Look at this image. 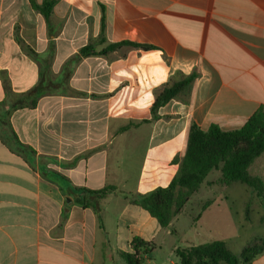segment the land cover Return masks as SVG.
Segmentation results:
<instances>
[{"label": "crops", "instance_id": "0c3cea01", "mask_svg": "<svg viewBox=\"0 0 264 264\" xmlns=\"http://www.w3.org/2000/svg\"><path fill=\"white\" fill-rule=\"evenodd\" d=\"M30 1L44 0H0V264H125L135 238L154 247L144 264H178L120 193L166 187L190 125L230 131L264 110V0H48L47 18ZM121 42L153 49L103 52ZM193 71L186 102L151 121L155 92ZM250 168L264 182V153ZM107 186L120 193L98 214L75 202Z\"/></svg>", "mask_w": 264, "mask_h": 264}, {"label": "trees", "instance_id": "16d2710c", "mask_svg": "<svg viewBox=\"0 0 264 264\" xmlns=\"http://www.w3.org/2000/svg\"><path fill=\"white\" fill-rule=\"evenodd\" d=\"M51 1L44 0L41 5L30 1L33 10L47 18L52 12ZM121 46L139 47L152 50L147 45H136L130 42L111 44L103 51ZM82 57L98 54L92 46L80 49ZM198 73L179 75L171 79L155 92L151 106V121L157 119V110L171 100L186 102ZM43 93L40 86L34 87L24 95L23 101L34 106L37 98ZM264 153V110L259 109L242 127L224 131L216 125L202 130L190 125L186 131L185 144L180 155L172 160L177 171L166 187H158L150 193L139 195L117 192L115 186H107L97 191L75 189V202L83 208H91L98 214V202L111 193H120L124 199L143 208L155 218L162 228L168 227L181 213L192 195L198 192L202 183L213 171H218V184L227 186L240 184L251 189L257 198L264 201V182L258 176L251 175L249 168L253 161ZM153 245L141 239H133L131 252L119 253L125 264H144L152 253ZM175 256L178 264H252L253 260L264 253V239L246 245L240 254H234L223 241H211L198 246L177 247Z\"/></svg>", "mask_w": 264, "mask_h": 264}, {"label": "rangeland", "instance_id": "374dc122", "mask_svg": "<svg viewBox=\"0 0 264 264\" xmlns=\"http://www.w3.org/2000/svg\"><path fill=\"white\" fill-rule=\"evenodd\" d=\"M249 173H253L252 168ZM219 177L218 171L211 172L191 196L186 214L179 215L172 226L163 228L160 251H155L154 256L168 254L173 246L211 241H223L238 255L246 245L264 239V201L244 185L218 184ZM170 257L175 259L173 254Z\"/></svg>", "mask_w": 264, "mask_h": 264}]
</instances>
